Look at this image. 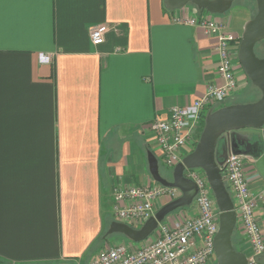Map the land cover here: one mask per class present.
I'll use <instances>...</instances> for the list:
<instances>
[{"label":"crops","instance_id":"obj_1","mask_svg":"<svg viewBox=\"0 0 264 264\" xmlns=\"http://www.w3.org/2000/svg\"><path fill=\"white\" fill-rule=\"evenodd\" d=\"M13 11L5 5L6 16ZM202 14L211 17L171 11L165 0H42L30 24L0 32V264H90L126 242H108L118 222L112 190L155 183L148 156L159 167L163 158L150 124L224 85L215 38L186 22ZM212 17L231 32L226 16ZM98 25L108 32L94 46ZM257 133L231 138L252 149ZM253 160L248 182L258 192L264 178ZM233 244L250 254L240 227Z\"/></svg>","mask_w":264,"mask_h":264},{"label":"built area","instance_id":"obj_2","mask_svg":"<svg viewBox=\"0 0 264 264\" xmlns=\"http://www.w3.org/2000/svg\"><path fill=\"white\" fill-rule=\"evenodd\" d=\"M186 22L200 28L207 37L215 38L224 85L208 86L204 96L191 105L175 107L168 119H157L150 124L162 151L163 163L173 169L183 162L184 149L192 143L193 132L200 127L206 113L228 101L239 89V75L245 74L238 61L241 36L230 32L226 21L202 14ZM107 32L106 25L92 27L91 43L102 45ZM41 62L50 63L51 57L41 56ZM254 164L250 155L230 152L222 170L237 213V227L245 233L251 251L246 255L248 264H264V189L251 191L247 173V167ZM184 175L198 188L192 206L196 214L169 216L167 223L159 224V235L141 246L127 241L107 245L90 264H210L215 261V238L220 229L217 202L204 171L186 169ZM180 196L178 189L158 183L115 186L112 190L114 214L118 222L140 229L156 215L161 200L166 198L171 202Z\"/></svg>","mask_w":264,"mask_h":264},{"label":"water","instance_id":"obj_3","mask_svg":"<svg viewBox=\"0 0 264 264\" xmlns=\"http://www.w3.org/2000/svg\"><path fill=\"white\" fill-rule=\"evenodd\" d=\"M256 4L257 13L246 23L241 35L238 61L248 79L261 91V97L252 103H234L209 112L196 148L174 169L171 181L161 175L156 156L149 153L148 163L153 181L164 187L178 189L181 196L162 206L140 229L113 222L108 236L119 234L134 243L147 241L159 224L172 213L193 205L198 188L184 173L186 169H201L207 177L220 211V229L215 238L217 263L248 264L246 254L238 251L233 244L238 217L224 181L222 166L230 152L250 155L257 157L256 168L264 178V58H259L255 52L257 45L264 42V0H256ZM188 5L195 6L202 13L225 15L232 8L233 1L165 0V6L171 11L181 10ZM246 129L258 132L253 139L252 149L245 142L231 138V133ZM227 136H230L227 148L219 154L220 143Z\"/></svg>","mask_w":264,"mask_h":264},{"label":"rangeland","instance_id":"obj_4","mask_svg":"<svg viewBox=\"0 0 264 264\" xmlns=\"http://www.w3.org/2000/svg\"><path fill=\"white\" fill-rule=\"evenodd\" d=\"M232 1H233V6L225 15H212V16H215L217 18H222L223 16H226L229 19V22L231 25V32L241 36L243 31H244V27H245L246 23L248 21H250L252 18H254V16L257 13L256 0H232ZM186 8H192L195 10V6H193V5H188ZM255 52L259 58H264V42H261L257 45ZM242 76H243L242 78H243L244 82L241 85L239 84L240 85L239 89H241V90H240V93L238 94L237 98H235V100L226 101L224 104L216 107L215 110H217V109H219L225 105H230L232 103H252L261 97V95H262L261 91L252 84V82L248 79L246 74H244ZM206 114H208V112ZM205 118H206V115H205ZM205 118H204L202 124L200 125V127L196 128L194 130L193 141L191 144H189L184 149V153H185L184 157L186 155H188L189 153H191L196 148L197 143H198L200 136H201L203 129H204ZM173 171H174L173 168L166 167L165 164L163 163V161L162 160L160 161V173L165 179L171 181L173 178ZM192 206H190V207H192ZM190 207H187V208H190ZM176 212H174V213H176ZM174 213H172L170 216H172ZM192 214H194V212ZM164 223H167V220H165ZM158 235H159V233H158V229H157L151 237H156ZM120 238H122V239L126 240L128 243L134 244L136 246H139V245L141 246L144 243V242L143 243H134L122 235H118V236L114 235V236L109 238L108 242L114 243L116 240H119ZM210 264H218L217 259H215V261H212Z\"/></svg>","mask_w":264,"mask_h":264},{"label":"snow or ice","instance_id":"obj_5","mask_svg":"<svg viewBox=\"0 0 264 264\" xmlns=\"http://www.w3.org/2000/svg\"><path fill=\"white\" fill-rule=\"evenodd\" d=\"M10 4L14 11L5 15L4 8ZM42 0H0V32L5 27L12 29L23 28L30 24L41 6Z\"/></svg>","mask_w":264,"mask_h":264},{"label":"trees","instance_id":"obj_6","mask_svg":"<svg viewBox=\"0 0 264 264\" xmlns=\"http://www.w3.org/2000/svg\"><path fill=\"white\" fill-rule=\"evenodd\" d=\"M225 106H227V105H225ZM224 107V106H223ZM184 209H186V208H184Z\"/></svg>","mask_w":264,"mask_h":264},{"label":"flooded vegetation","instance_id":"obj_7","mask_svg":"<svg viewBox=\"0 0 264 264\" xmlns=\"http://www.w3.org/2000/svg\"><path fill=\"white\" fill-rule=\"evenodd\" d=\"M160 209V208H159Z\"/></svg>","mask_w":264,"mask_h":264}]
</instances>
